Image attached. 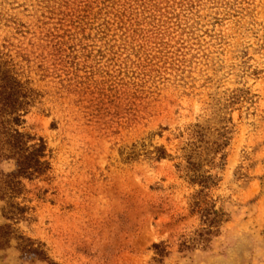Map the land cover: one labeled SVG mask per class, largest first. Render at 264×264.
<instances>
[{
  "label": "rangeland",
  "instance_id": "374dc122",
  "mask_svg": "<svg viewBox=\"0 0 264 264\" xmlns=\"http://www.w3.org/2000/svg\"><path fill=\"white\" fill-rule=\"evenodd\" d=\"M0 52L38 92L20 128L49 160L22 180L18 219L0 200V264H154L157 242L163 264H264V0H0ZM233 94L208 192L228 219L206 247L182 248L197 187L175 161L119 152L142 139L173 152V133ZM14 169L0 160V175Z\"/></svg>",
  "mask_w": 264,
  "mask_h": 264
},
{
  "label": "trees",
  "instance_id": "16d2710c",
  "mask_svg": "<svg viewBox=\"0 0 264 264\" xmlns=\"http://www.w3.org/2000/svg\"><path fill=\"white\" fill-rule=\"evenodd\" d=\"M240 97L237 94L229 96L213 117L196 121L173 133V138L180 140L173 152L165 144L151 145L145 139L119 152L127 161L139 156L150 161H175L179 177L188 185L197 187L189 197L188 206L189 212L197 216L199 225L192 236L182 242V248L206 247L228 219L223 208L216 206V202L208 197V192L219 181L218 171L225 164L226 149L233 133L232 118L226 108ZM37 98L38 92L30 86L28 79L21 76L12 59L0 52V160H13L15 163L14 171L0 175V200L6 202L2 212L9 220L18 219L26 208L16 202L22 193V180L38 178L49 169L46 141L20 128L23 115ZM163 129L166 128L160 127L155 133L161 136ZM155 133L148 135L147 139L150 140ZM167 140L170 141V138ZM26 240L29 244L25 245V252L47 259L43 249L33 247L34 241ZM152 249L154 264H163L160 257L165 251L164 242L153 243Z\"/></svg>",
  "mask_w": 264,
  "mask_h": 264
}]
</instances>
